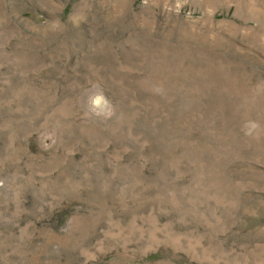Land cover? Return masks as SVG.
<instances>
[{
  "label": "rangeland",
  "instance_id": "rangeland-1",
  "mask_svg": "<svg viewBox=\"0 0 264 264\" xmlns=\"http://www.w3.org/2000/svg\"><path fill=\"white\" fill-rule=\"evenodd\" d=\"M0 264H264V0H0Z\"/></svg>",
  "mask_w": 264,
  "mask_h": 264
},
{
  "label": "clouds",
  "instance_id": "clouds-1",
  "mask_svg": "<svg viewBox=\"0 0 264 264\" xmlns=\"http://www.w3.org/2000/svg\"><path fill=\"white\" fill-rule=\"evenodd\" d=\"M253 127H255V125H253Z\"/></svg>",
  "mask_w": 264,
  "mask_h": 264
}]
</instances>
